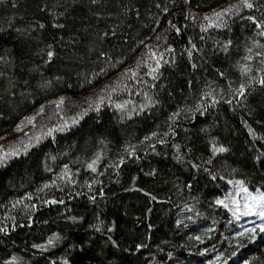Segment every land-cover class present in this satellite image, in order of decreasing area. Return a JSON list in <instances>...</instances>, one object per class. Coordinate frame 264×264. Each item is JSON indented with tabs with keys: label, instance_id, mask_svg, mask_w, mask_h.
<instances>
[{
	"label": "trees",
	"instance_id": "obj_1",
	"mask_svg": "<svg viewBox=\"0 0 264 264\" xmlns=\"http://www.w3.org/2000/svg\"><path fill=\"white\" fill-rule=\"evenodd\" d=\"M249 2L0 0V264H264L232 209L264 193Z\"/></svg>",
	"mask_w": 264,
	"mask_h": 264
},
{
	"label": "rangeland",
	"instance_id": "obj_2",
	"mask_svg": "<svg viewBox=\"0 0 264 264\" xmlns=\"http://www.w3.org/2000/svg\"><path fill=\"white\" fill-rule=\"evenodd\" d=\"M59 105H61V103H59ZM33 118L34 117L29 118L25 122L20 124L17 127L16 131L11 134L10 139H13L14 137L19 138L22 136H28L31 129L35 126L36 123L35 118ZM5 142L6 139L0 138V153H3L5 150ZM259 195L260 194L258 193H251L248 190L245 191V189L240 187H238L236 190L234 202L236 209L234 207H232V209L237 210L238 212H242V214L248 218L250 222L247 226L249 228H256L258 225L264 226V216L259 215L261 209L257 207V201L250 199V196L258 197Z\"/></svg>",
	"mask_w": 264,
	"mask_h": 264
},
{
	"label": "snow or ice",
	"instance_id": "obj_3",
	"mask_svg": "<svg viewBox=\"0 0 264 264\" xmlns=\"http://www.w3.org/2000/svg\"><path fill=\"white\" fill-rule=\"evenodd\" d=\"M244 5L247 7V8H252L253 7V4L252 3H250L249 2V0H244ZM228 11H231V9H228ZM216 15L217 16H220V15H222V13H216ZM42 26V25H41ZM217 26H219V25H217ZM178 31V30H177ZM52 55V53L51 52H49V56H51ZM260 83H262V84H264V79H262L261 81H260ZM113 90H115V89H113ZM63 102V98H61V100L59 101V103H62ZM101 102H103V97H101ZM118 108H122L123 107V105H120V104H117L116 105ZM40 111L42 112L43 111V107H41V109H40ZM96 111H99V108L97 107V109H96ZM84 114H86V112L84 113ZM175 115V114H174ZM82 118V117H81ZM34 119V118H33ZM73 122L74 123H76V122H78L75 118H73ZM59 131H64V128L63 127H60L59 129H58ZM54 131V129H49V135H51V133ZM153 135H155V133H153ZM213 150H214V152H225V151H227V149L226 148H224L223 146H221V147H218V148H216V147H214L213 148ZM12 155H19V153L18 152H12L11 153ZM8 154L7 153H5V157L7 156ZM54 159V158H53ZM3 163V160H0V164H2ZM90 167H91V165H90ZM245 191H247V190H245ZM250 199H252V200H254V201H257V207H259L260 209H261V211L259 212V215H261V216H264V193H261L258 197H251L250 196ZM220 203H222V201H220ZM249 207H251V206H249Z\"/></svg>",
	"mask_w": 264,
	"mask_h": 264
}]
</instances>
